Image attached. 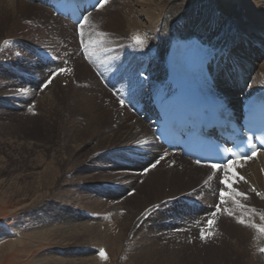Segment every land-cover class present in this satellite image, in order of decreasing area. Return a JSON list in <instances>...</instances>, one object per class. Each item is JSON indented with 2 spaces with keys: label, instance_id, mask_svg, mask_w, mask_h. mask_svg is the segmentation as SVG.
<instances>
[{
  "label": "bare ground",
  "instance_id": "obj_1",
  "mask_svg": "<svg viewBox=\"0 0 264 264\" xmlns=\"http://www.w3.org/2000/svg\"><path fill=\"white\" fill-rule=\"evenodd\" d=\"M113 2L115 1L108 0L103 8L90 11L89 15L85 16L87 22L84 23L83 20L80 25L75 26L67 19L55 16L53 9L47 5V0H0V16L11 18L15 27L31 31L32 27H27L24 23L32 21L41 29L36 31V35L41 36L44 50L42 53H35L33 50V54L35 53V57L37 55V60L44 66L42 75L45 78H42V82L46 84L51 78L52 84L41 95L40 101L45 106L53 107L63 98L61 88L66 86L68 78L65 75L66 72L59 70L66 71V61L75 59L76 65L83 72L81 77L84 85L80 82L81 89L90 95L95 94V98L91 96L90 98L97 103L96 107L92 106L89 124H98L99 127L98 122L101 118H106L105 116L110 121L105 127L106 131L102 130L104 134L106 133L103 138L105 150L99 152V156L97 154L90 156L85 165L80 168L88 174L92 173L85 181L90 179L94 181L95 175L109 176L118 170L120 184L136 187V181L142 178L141 172L147 171L145 175L147 187L152 186L154 181L159 184L158 186H164L160 199L155 201L156 205L152 209L146 211L149 208L146 204L142 211L125 206L116 208L117 211H114L123 214L124 218L121 215L118 219L119 224L122 225L121 228L129 226L126 238L131 240L141 234H145L141 237L146 238L157 232V229L170 230L167 225H158L162 220L175 221L177 228H182L181 225L186 224L187 220L189 223L195 220L194 215L201 217L208 215V218H205L207 222L214 212L205 207L214 200V192H217L216 200L221 199V192H231V195L221 199L224 209L230 208L231 214H236L241 211V209L238 210L239 207H246L252 215L249 219L255 223L258 222L257 212H261L260 208L264 207L263 154L247 162L235 163L233 170L238 177L243 176L244 180L237 178L232 183V189L246 194L235 196V192L222 182L226 173L231 177V171L223 168L217 173L207 166L195 165L190 159L182 157L177 152H168L156 141L154 129L159 110L164 107L166 100L176 93L175 82L172 79L174 65L169 61L171 53L180 43L187 40L196 39L213 50L214 55L207 68L214 91L233 108L240 109L242 103L250 96L264 90V51L257 47L260 44L264 48V0H119L117 4ZM96 12H99L103 21L108 23L107 26L96 25L98 27L95 32L88 29V32L94 33V36L86 43V53L83 54L79 46L83 39L85 40V33H88L85 27L91 26L93 23L91 16ZM244 12L249 15L246 16ZM87 23L89 24L86 25ZM81 26L82 36L79 37L78 27ZM105 32L107 36H104ZM44 33L47 34L45 38L42 37ZM137 36L144 41L142 47L138 46L133 39ZM128 37L132 46L125 47L124 43L127 42ZM96 40L103 43L102 47L95 42ZM17 42L27 44L20 37L7 35L0 39V58H3L5 52L6 55L15 54V51H18L17 48H20ZM73 47L79 48L76 53L74 50V54L70 55L69 51H72ZM96 50L97 54H93ZM112 50H114L112 54L108 53ZM96 55L102 56L104 61ZM98 61L103 62L104 66L108 65L101 69L100 78L111 67L110 71L115 82L110 80V84L120 86L117 91L119 101L115 100L109 89L95 79L94 71L87 65L88 62L91 65L96 63L100 69L101 63L99 64ZM50 74L55 75L50 77ZM108 97L109 102L105 100ZM121 101L124 103L121 104ZM126 106H129V109ZM72 130L71 133L74 136V130ZM68 136L67 139H69ZM83 150L84 147L78 148L75 155L69 158L68 170H74V165L79 163L76 159L82 155ZM153 164H156L155 168L152 167ZM139 173L141 176H138ZM192 175L195 182L198 181L197 184L191 181L182 188L178 186L183 185V181ZM67 178L71 179L72 176ZM57 182L62 189L59 202L62 205L61 208H64L63 214L69 218L67 222L96 237L92 243L93 247L78 253L71 252L73 256L76 255V260L80 257L82 264H117L111 262V257L112 259L116 257L122 259V262L127 261V264H135V257L143 254L144 249H140L137 239L134 240L133 247L123 252L118 253L115 252L116 250L107 249L102 256L103 247H99L101 243L97 237L109 232L106 224L111 223L112 220L106 219V213L96 215L83 210L86 208L84 204L89 205L93 202L89 200L90 197L86 198L82 195L81 185H75L62 178ZM218 182H222V186L218 185ZM44 186L45 188L49 186L47 179ZM209 188L212 191H208ZM93 189V192L98 191L97 187ZM140 190L143 191L141 186ZM203 194L204 198L200 200ZM182 197L193 202L197 200L204 207L187 213L185 211L190 209L181 206L180 198ZM74 202H78L79 207H82L72 209L70 206ZM157 204L161 206L158 211L155 209ZM180 210H183L185 214L181 213L182 215L179 216ZM123 232L124 230L116 225L115 234ZM243 232H245L244 236L237 237L241 247L245 236H248L251 231ZM255 238L254 246L258 250L264 248V233L260 229ZM259 239H261L260 242ZM58 262L61 264L59 260ZM70 263L73 264L71 261Z\"/></svg>",
  "mask_w": 264,
  "mask_h": 264
},
{
  "label": "rangeland",
  "instance_id": "obj_2",
  "mask_svg": "<svg viewBox=\"0 0 264 264\" xmlns=\"http://www.w3.org/2000/svg\"><path fill=\"white\" fill-rule=\"evenodd\" d=\"M114 1L113 3L119 2V0ZM244 14L249 15L246 12ZM91 21H93L91 26L88 25L89 23L86 24L88 25L85 27L87 32L88 29L95 32L98 26H107L108 23L103 21L99 12L91 16ZM24 25L32 27L31 31L17 28L13 25L11 18L0 16V39L9 35L20 37L27 43L24 45L17 42L18 45L20 44V48H17L18 51L14 50L15 54L10 52V55L13 54V56L8 54V57L5 52L3 58H0V264H59L58 260L61 264H71L70 261L73 264H82L80 257L77 258V260L79 259L77 261L76 255L73 256L71 252L78 253L93 247L92 243L96 237L80 230L73 223L67 222L69 218L63 214L64 208H61L62 205L59 202L62 189L57 181L61 178L71 181L75 185H81L83 187L82 195L91 198L89 200H92L93 203H90V206L84 204L86 208H82L86 213L96 215L97 213L98 215L106 213V219L112 220L109 224L105 222L109 232L97 237L101 243L99 247L104 248H102L103 252L107 249L116 250L115 252L118 253L123 252V250L133 247L134 240L137 239L136 242L140 249H144L143 254L135 257V264H264V251H262L264 248L258 250L254 246L257 231L264 228V207L260 208L261 212H257L259 218L255 223L249 219L252 215L246 207L237 208L239 211L241 209V213L236 214H231L230 208L224 209L221 199H215L217 192H214V200L211 204H207L208 207H205L215 213L212 217L210 216L207 222H205V218H208V215H206L207 217L194 215L195 220L191 223L187 220L186 224L181 225L182 228H177L175 221L162 220L158 225H167L170 230L157 229V232L145 236L146 238L141 237L145 234L136 235L134 238L132 237V240L126 238L129 226L121 228L122 225L119 224L118 219L121 215L123 218L124 216L122 213L114 212L116 208L125 206L142 211L147 204L149 208L146 211L152 209L156 205L155 201L160 199L164 186H158L159 184L154 181L152 186L147 187L145 183L147 171H142V176L139 173L138 176L142 178L136 181V187L120 184L118 170L109 176L95 175L94 181L93 179L85 181L92 173L88 174L87 171L80 170V168L85 165L90 156L94 154L99 156V152L105 150L103 138L106 133L104 134L102 130L106 131L105 127L110 121L105 116L106 118H101L98 122L99 127L98 124H89L93 111L92 106L96 107L97 103L90 98L95 94L90 95L81 89V84L84 85V80L81 77L83 72L76 65L75 59H68L65 64L66 71L63 73L66 72L68 82L61 88L63 98L53 107L45 106L40 101L41 95L52 84L45 87V82H42L45 78L42 75L44 66L37 60V55L35 57V53H42L44 50L41 36L36 35V31L41 29L32 21L24 23ZM96 25L98 26L96 27ZM81 28L82 26L78 27L79 37L82 36ZM46 35L44 33L42 37L45 38ZM93 36V32L85 33V40L83 39L79 46L83 54L86 53V43L93 39ZM126 41L125 47L132 46L129 37ZM95 42L102 47V42L98 40ZM79 47H73L74 49L70 50L69 54H74V50L76 53ZM257 47L264 51L260 44ZM33 50H35L34 54ZM112 52L114 50L108 53L112 54ZM93 54H97V50ZM96 57H100V60L104 61L102 56L96 55ZM100 63V69L96 63L91 65L88 62L87 65L90 70L94 71L95 79L109 89L115 100L119 101L117 91L120 86L110 84V80L115 82L110 71L111 67L100 78L101 69L108 66H104L103 62ZM105 100L109 102V97ZM126 107L129 109V106ZM72 129L74 136L71 133ZM80 147H84V150L82 155L76 159L79 163L76 162L74 170H68L69 158L74 156L75 151ZM73 172L75 173L71 175ZM66 176H72V178L69 179ZM46 179L49 181L48 188L44 186ZM191 181L195 184L198 183V181L195 182L192 175L183 181V185L178 186L182 188ZM222 184V182H218V185L222 186ZM140 186L143 191L140 190ZM93 187H97L98 191L93 192ZM120 191L121 194H119ZM175 191L176 189L173 193ZM208 191H212V189L209 188ZM203 198L204 194L200 200ZM180 199L181 206L190 209L185 211L187 213L201 209L203 206L197 200L193 202L183 197ZM78 204V202H74L70 207L72 209L74 207L81 208L82 206L79 207L80 204ZM159 207L161 206L157 204L155 209L158 211ZM181 213H184L183 210H180L179 216L182 215ZM246 218L248 219L246 220ZM210 220L214 221L211 227L208 224ZM241 220L244 223H240ZM231 223L232 226L229 225ZM116 225L124 230L122 234H115ZM104 227L106 226L104 225ZM112 229L114 231H111ZM245 230L251 232L249 237L245 236L241 247L237 237L238 235L244 236L245 232L243 231ZM202 234L203 239L201 238ZM260 241L261 239H259ZM122 261L120 258L112 259L111 257L112 263H128Z\"/></svg>",
  "mask_w": 264,
  "mask_h": 264
},
{
  "label": "snow or ice",
  "instance_id": "obj_3",
  "mask_svg": "<svg viewBox=\"0 0 264 264\" xmlns=\"http://www.w3.org/2000/svg\"><path fill=\"white\" fill-rule=\"evenodd\" d=\"M98 3H99V7L100 8H103L107 3H108V0H98ZM84 23H86L87 22V17H85L84 18V21H83ZM134 39V41H135V43L138 45V46H143V44H144V41L140 38V37H134L133 38ZM60 72H63V71H65L64 69H60L59 70ZM55 74H50V77H52V76H54ZM52 82V79L51 78H49L48 80H47V82H46V84H45V87H47V85L48 84H50ZM121 104H123V101H121ZM233 155H235V154H233ZM161 159H163V157H161ZM242 159V157H239V156H237L236 157V160H241ZM158 163V162H157ZM198 163H199V161H198ZM152 167L153 168H155L156 167V164H153L152 165ZM210 167L213 169V170H219V169H221V168H227L229 171H231V177H229L228 175H227V173L225 174V178H224V180L222 181L229 189H232V183L234 182V181H236L237 180V178L239 179V180H244V177L243 176H237V173L233 170L234 169V167H235V162H232V163H229V164H226V165H220V164H215V163H213V164H211L210 165ZM209 179H212V177H209ZM232 191H234L235 192V196H245L246 194L245 193H242V192H239V191H236V190H234V189H232ZM232 193L231 192H229V193H225V192H221L220 193V197H221V199L223 200V198L226 196V195H231ZM219 210V209H218ZM213 215H215V213H213ZM240 223H244L243 222V220H241V221H239ZM213 223H214V221H208V224H209V227H211L212 225H213ZM260 231L261 232H264V228H261L260 229ZM201 238L203 239L204 238V236H203V234L201 235ZM262 251H264V249H262ZM101 255L102 256H104V253H103V250H101ZM106 258V257H105Z\"/></svg>",
  "mask_w": 264,
  "mask_h": 264
}]
</instances>
